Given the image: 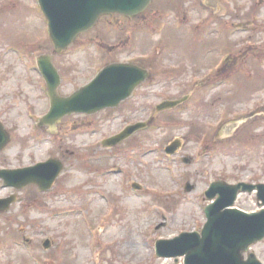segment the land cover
Wrapping results in <instances>:
<instances>
[{"label": "rangeland", "instance_id": "374dc122", "mask_svg": "<svg viewBox=\"0 0 264 264\" xmlns=\"http://www.w3.org/2000/svg\"><path fill=\"white\" fill-rule=\"evenodd\" d=\"M198 1L154 0L138 21L104 17L57 56L35 0H0V122L13 133L0 163L55 158L64 166L39 206L0 216V264H183L157 258L154 242L202 229L210 183L264 184V0H201L200 11ZM249 8L258 23H219L230 14L244 19ZM214 11L217 23H193ZM41 55H51L62 97L110 64L139 66L151 78L121 113L64 117L56 133L37 138L30 119L49 107ZM183 97L171 112L155 111ZM136 122H148L147 132L119 148L101 146ZM173 140L182 146L167 155ZM234 207L260 208L247 193ZM249 252L264 264V239Z\"/></svg>", "mask_w": 264, "mask_h": 264}, {"label": "water", "instance_id": "95a60500", "mask_svg": "<svg viewBox=\"0 0 264 264\" xmlns=\"http://www.w3.org/2000/svg\"><path fill=\"white\" fill-rule=\"evenodd\" d=\"M47 21L48 35L54 54L64 52L76 41L78 35L89 31L104 15L119 14L133 18L142 13L151 0H37ZM37 66L43 76L50 101L48 113L41 119V125L50 127L65 116L73 114L92 115L104 109L116 108L129 98L132 92L146 79V70L132 64H110L101 69L87 85L68 97H59L56 90L60 78L49 56L37 59ZM186 98L164 101L156 111L172 109ZM144 123L126 127L119 134L102 142L105 148L115 146L143 129ZM8 137L0 126V149L8 142ZM178 146L173 143L165 149L173 154ZM188 163V160H185ZM63 165L56 159H49L30 168L20 170H0L4 186L20 189L26 185H36L41 191L52 188ZM138 189V186L133 187ZM193 185L185 184V192L193 190ZM256 192L260 211L246 213L233 207L239 193ZM210 203L204 208L206 222L199 232L181 233L172 239H160L154 243L157 258H182L183 264H262L250 247L264 239V185L238 183L227 184L216 181L204 192ZM11 198L0 200V212L6 211ZM159 228V227H158ZM50 244L46 241L44 249Z\"/></svg>", "mask_w": 264, "mask_h": 264}, {"label": "flooded vegetation", "instance_id": "af4514ba", "mask_svg": "<svg viewBox=\"0 0 264 264\" xmlns=\"http://www.w3.org/2000/svg\"><path fill=\"white\" fill-rule=\"evenodd\" d=\"M36 1V6H37V8L39 9V7H38V1L37 0H35ZM153 1L154 0H151V3H150V5L148 6V8H147V10L146 11H144V13H142V14H139V15H137V16H135L134 18H132V19H127V18H125V17H123V16H120V15H117V14H114V15H108V16H118V17H120V18H123L124 20H127V21H138L147 11H148V9L152 6V4H153ZM201 0L200 1H198V7H199V11H200V9H201ZM205 10V9H204ZM216 14V12L214 11L213 12V14L210 16V18L209 19H203V20H200V19H196L193 23H217L215 20H216V18H215V15ZM246 15V16H245ZM245 15H243L242 17L244 18V19H236V17H233V15L232 14H230L229 15V17H230V19L228 18V20H224V21H220L219 20V23H234V22H236V23H258V21H256V15H257V13H256V11H254L253 9H251V8H249L248 9V11H247V14H245ZM108 16H104V17H108ZM245 16V17H244ZM104 17H101L99 20H101L102 18H104ZM217 17V16H216ZM98 20V21H99ZM206 20V21H205ZM183 21H185V20H183ZM262 23H264V21H261ZM98 23V22H97ZM240 26V25H239ZM37 75L39 76V78L41 77V75H40V72H39V70H37ZM58 73H59V71H58ZM60 74V73H59ZM42 78V77H41ZM61 79V78H60ZM43 80V79H42ZM43 84L45 85V82H44V80H43ZM45 90H46V85H45ZM136 90V89H135ZM135 90L132 92V95L134 94V92H135ZM46 96H47V93L45 94ZM131 95V96H132ZM128 100V99H127ZM127 100H125V101H123V102H121L120 104H119V108L118 107H116V108H114L115 110H116V113H121V111L122 110H120V109H122V108H125V109H127L128 108V105L125 103ZM49 101V100H48ZM26 106V105H25ZM25 108H27V107H25ZM175 109V108H174ZM110 110V109H109ZM112 110V109H111ZM173 110V109H172ZM172 110H169V111H165V113H169V112H171ZM28 111V110H27ZM104 111H106V110H103L102 112H104ZM123 111H125V112H127L126 110H123ZM129 113V112H128ZM80 116H82V117H88V116H85V115H80ZM29 117H31V115H29ZM41 117L42 116H37L35 119L33 118V117H31L32 119H30V120H33V122H34V124H33V131H34V133L33 134H31V135H36L37 136V138H39L40 136L39 135H41L42 134V131H47V133L49 132V133H56L57 132V130H58V125L55 127V130L54 131H52V130H50L47 126H44V125H41V123H40V120H41ZM35 120V121H34ZM148 121V120H147ZM146 124H147V126H146V128L145 129H143V130H140V131H138V132H136V133H134V134H132V136H130L129 138H127V139H125L124 141H122L121 143H124L125 141H128V140H130V138H132L135 134H140V133H143V132H147V130H148V122H145ZM128 125H131V124H126L125 125V127L126 126H128ZM0 126L2 127V129L4 130V132L6 133V135H7V137H8V142H7V144L5 145V147L2 149V150H0V156H1V154L6 150V147H8V145L11 143L10 141H11V136L13 135V133L11 132V129L10 128H7L6 126H4L1 122H0ZM124 127V128H125ZM123 128V129H124ZM122 129V130H123ZM122 130H120L119 132H121ZM118 132V133H119ZM117 133V134H118ZM114 136V135H113ZM109 138V137H108ZM104 140V139H103ZM102 140V141H103ZM102 141H101V146L102 147H104L103 145H102ZM121 143H119V144H117V145H115L116 147H120V146H118V145H120ZM173 143H175L177 146H178V148L176 149V151H175V153L178 151V150H180V148H181V143L178 141V140H173V141H171V143H169L165 148H164V150L168 147V146H170V145H172ZM114 146V147H115ZM53 159H55V158H53ZM188 160V159H187ZM189 162H188V164L191 162V160L189 159L188 160ZM182 162H183V158H182ZM40 163V162H39ZM62 163V162H61ZM36 164H38L37 162H35V163H29L28 165H23V164H21V165H17V166H13V167H11V166H9V165H5V164H1L0 163V169H4V170H18V169H25V168H29V167H32V166H34V165H36ZM135 186H138V187H140L138 184H135V185H133V187H135ZM0 187H1V190H7V193L4 195V196H2V197H0V199H7V198H11L12 200H11V202L8 204V206H7V210L5 211V212H0V216H2V217H5V218H13V217H17V218H20V217H23V216H25L26 215V213L31 209V208H34L35 206H39L40 205V199H39V197H40V195L41 194H46V193H48V192H41L40 190H39V188L36 186V185H26V186H24V187H22V188H20L19 190H17V189H15V188H12V187H3V183L1 182V180H0ZM132 187V189H134ZM141 188V187H140ZM16 209V210H15ZM19 210H21L20 211V213L18 212Z\"/></svg>", "mask_w": 264, "mask_h": 264}]
</instances>
